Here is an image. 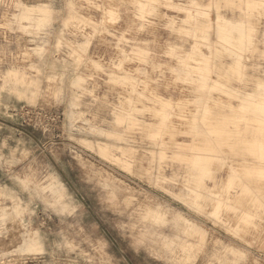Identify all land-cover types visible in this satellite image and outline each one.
<instances>
[{
	"label": "rangeland",
	"instance_id": "1",
	"mask_svg": "<svg viewBox=\"0 0 264 264\" xmlns=\"http://www.w3.org/2000/svg\"><path fill=\"white\" fill-rule=\"evenodd\" d=\"M0 264H264V0H0Z\"/></svg>",
	"mask_w": 264,
	"mask_h": 264
}]
</instances>
